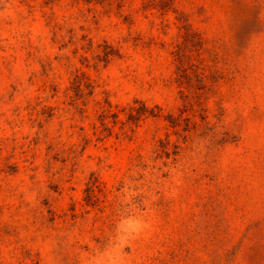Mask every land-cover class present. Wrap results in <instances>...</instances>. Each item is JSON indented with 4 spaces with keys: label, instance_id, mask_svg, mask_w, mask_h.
Wrapping results in <instances>:
<instances>
[{
    "label": "rangeland",
    "instance_id": "rangeland-1",
    "mask_svg": "<svg viewBox=\"0 0 264 264\" xmlns=\"http://www.w3.org/2000/svg\"><path fill=\"white\" fill-rule=\"evenodd\" d=\"M0 264H264V0H0Z\"/></svg>",
    "mask_w": 264,
    "mask_h": 264
}]
</instances>
